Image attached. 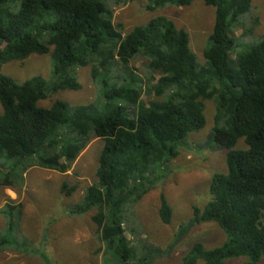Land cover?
Instances as JSON below:
<instances>
[{"label":"trees","instance_id":"16d2710c","mask_svg":"<svg viewBox=\"0 0 264 264\" xmlns=\"http://www.w3.org/2000/svg\"><path fill=\"white\" fill-rule=\"evenodd\" d=\"M125 1L0 0V186L12 188L37 167L67 174L93 140H102L96 182L71 215L93 214L103 264H151V256H145L151 249L134 226V210L165 180L190 134L206 127V102L212 101L216 114L210 138L226 150L227 173L213 175V200L204 210L195 209L194 221L216 223L227 240L212 250L194 244L183 264H225L240 257L260 264L264 33L246 46L234 35L240 26L247 39L254 34L258 21L246 25L252 1L202 0L216 13L204 63L192 52L189 34L165 17L126 33L115 23L114 10ZM147 1V10L156 12L187 7L195 0ZM240 44L245 48L238 52ZM34 54L52 55L50 80L34 77L20 84L1 73L4 65ZM137 61H143L142 69L135 66ZM84 68L90 69L99 106L72 109L61 100L40 106L59 92L81 90L79 71ZM240 141L245 147L238 149ZM78 190L77 185L62 187L68 197ZM22 208L6 204L0 210L10 233L19 230ZM160 218L166 225L173 218L164 194ZM19 249L0 233V254ZM41 257L50 264L47 255Z\"/></svg>","mask_w":264,"mask_h":264},{"label":"rangeland","instance_id":"374dc122","mask_svg":"<svg viewBox=\"0 0 264 264\" xmlns=\"http://www.w3.org/2000/svg\"><path fill=\"white\" fill-rule=\"evenodd\" d=\"M251 1L252 11L245 21L249 27L258 21L254 34L247 39L242 26L237 27L234 33L235 38L242 40L245 46L257 42L259 39L256 36L264 33V0ZM147 5V0H127L114 7L115 23L122 25L127 33L151 19L165 17L189 34L192 52L199 62L204 63L203 53L209 46L215 24V8L206 6L202 0H195L187 7L168 6L156 12H149ZM244 48L240 44L237 51L241 52ZM235 57L233 54L232 58ZM135 66L142 69L143 61H137ZM52 71L51 54H34L24 62H11L1 69L3 75L20 84L34 77L50 80ZM79 82L81 90L59 92L40 102V106L50 107L56 100L67 102L72 109L92 103L99 106L97 89L89 68L79 71ZM146 98L145 95L144 100ZM205 114L206 127L190 134L187 143L179 149L178 158L171 163L167 178L162 180L159 188L146 195L134 210V226L143 233L142 240L152 250L145 254L146 257L151 256V264H183L194 244L202 243L207 250H212L227 240L226 234L216 223L197 224L194 221L195 209L204 210L213 200L210 193L213 175L227 173L226 150L210 138L215 126L214 102H206ZM244 147V141H240L237 148ZM103 148L102 140H93L67 174L37 167L30 169L24 175L23 182L16 181L12 188L0 186V210L6 204L23 206L19 230L16 227L13 233L9 232L8 219L0 212V233L22 248L18 253H1L0 264H45L42 255H47L50 264H103L104 252L99 253L102 244L92 220L93 214L71 215L72 209L83 202L85 190L96 182ZM64 184L70 187L77 185L79 190L68 197L62 192ZM162 194L173 209L169 225L160 218ZM128 237L133 239L130 233ZM248 262L249 259L240 257L229 259L225 264ZM198 264L205 262L199 261ZM260 264H264V258Z\"/></svg>","mask_w":264,"mask_h":264}]
</instances>
